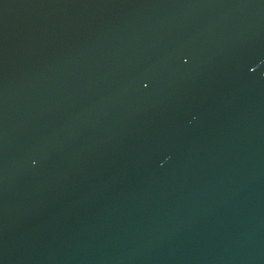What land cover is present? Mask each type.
Instances as JSON below:
<instances>
[{
    "label": "water",
    "instance_id": "obj_1",
    "mask_svg": "<svg viewBox=\"0 0 264 264\" xmlns=\"http://www.w3.org/2000/svg\"><path fill=\"white\" fill-rule=\"evenodd\" d=\"M0 264H264V0H0Z\"/></svg>",
    "mask_w": 264,
    "mask_h": 264
}]
</instances>
